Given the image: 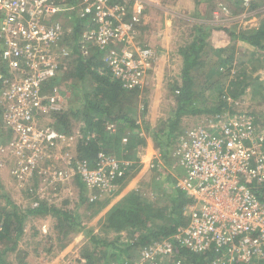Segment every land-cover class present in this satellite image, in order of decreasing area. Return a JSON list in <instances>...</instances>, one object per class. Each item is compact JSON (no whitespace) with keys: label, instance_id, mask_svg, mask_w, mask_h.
<instances>
[{"label":"built area","instance_id":"built-area-1","mask_svg":"<svg viewBox=\"0 0 264 264\" xmlns=\"http://www.w3.org/2000/svg\"><path fill=\"white\" fill-rule=\"evenodd\" d=\"M143 5L142 0H0V151L12 154L21 176L31 177L45 164L60 165L47 171L53 182L78 175L92 190L109 187L122 175L123 161L102 154L90 167L77 158L76 139L54 126L65 101L51 81L60 76L57 49L70 30L67 17L86 23L83 37L102 50V61L124 88H146L155 52L136 40ZM235 112L202 115L178 136L172 155L184 171L176 182L188 199L183 223L168 238L145 245L139 262L131 263L171 258L176 244L194 252L225 247L224 256L207 264H236L264 253V201L245 183H264V152L255 142L262 133L252 116ZM48 195L36 188L31 205L54 203Z\"/></svg>","mask_w":264,"mask_h":264},{"label":"trees","instance_id":"trees-1","mask_svg":"<svg viewBox=\"0 0 264 264\" xmlns=\"http://www.w3.org/2000/svg\"><path fill=\"white\" fill-rule=\"evenodd\" d=\"M256 1L251 0L250 6L253 7ZM233 3L235 5L242 4L243 0H234ZM82 23L83 21L78 20L76 25L80 26ZM213 28L195 25L191 40L179 46L183 65L180 80L175 81L171 87L175 93L177 107L174 116L169 118L167 125L161 129V132L167 133L166 142L163 144L171 143L177 136L172 135L169 139L177 126L179 117L183 114H234L237 111L234 102L247 91H251L253 86H257L253 92L251 91L253 94H263L261 96H264L262 75H256L246 80L256 61L264 60V19L255 27L240 30L232 29L228 25H219ZM212 31L222 36L219 43L215 45L214 49L212 48L219 61L209 66V72L205 76L206 88L204 86L197 90L198 82L194 80L192 70L203 64L204 59L201 56L207 54L204 50L208 44L206 39ZM240 44L243 46L239 47ZM242 48L254 49L253 53H259V57L250 58L247 62L243 60L242 64H239L238 61L236 62L235 52ZM75 55L73 68L67 72V75L80 82H76V85L73 82L70 84L77 90V93L81 92L80 98H78L79 104L74 103L55 114L54 126L58 131L69 134L71 119L79 121L76 154L78 159L87 161L90 167H95L98 164L100 155L109 156L108 153L115 149L116 156L120 158L118 162L122 163V159L127 161V164L122 163L121 165L123 173L120 178L122 182L131 170H134L137 161H139L137 154L145 145L144 134H139L140 128L122 107L125 103H131L132 100L129 101V98L134 96L139 89L124 88L119 80L113 78L97 50L93 53H76ZM237 65L242 67L238 68ZM256 65L258 66V64ZM233 67L236 70H232ZM87 79L91 84L89 87L85 84ZM58 81V79L52 80L51 84ZM245 113L253 115V113ZM252 119L257 126L258 121L256 122L253 116ZM110 125H113L115 129L111 131L108 128ZM127 129L128 131H126ZM156 135L159 136L158 133ZM124 138L126 140L122 142ZM255 142L258 150L264 152V132ZM122 150L132 153L130 156L133 157L121 156ZM171 176L172 174L169 173L170 178L173 177ZM73 179H76L77 185L81 189L76 207L85 205V210L96 207L99 203L98 196L95 195L94 198H91L95 192L88 193L89 189L78 175H75ZM172 179L174 180L176 177L174 176ZM245 183L252 188L260 200L264 201V183L257 181H245ZM173 188L176 189L175 194L171 197V205L166 211L167 216L163 218L166 223L158 226H155L156 218L161 216L158 211L152 210L139 189L130 191L113 204L100 221L101 234H96L91 229L88 231V233L91 231L88 239L93 251L87 253L86 256L83 255L85 259L82 256L80 260L83 261V264H129L133 262V258H126L128 251L135 249L139 256L145 245L173 235L176 228L183 223V207L188 200L180 187L174 185ZM33 189V199H35L36 184ZM87 190L88 192H86ZM52 200L57 199L52 198ZM64 202H67L66 199L58 204L48 200H39L35 207L30 205L23 209L14 205L8 209L0 208V264H10L11 261L7 260L8 254L13 253L16 264H30L25 260L26 251L19 249L18 244L24 232V221L31 214L50 215L56 218L54 227L58 234H61L57 237V243L58 246L63 247L67 235L72 230L75 231L76 228L83 227L84 224L82 212L77 208L71 210L64 205ZM173 250L172 260H180L182 264H207L213 259L224 256L225 247L219 250L207 249L194 252L176 244ZM134 260L136 259L134 258ZM236 264H264V253Z\"/></svg>","mask_w":264,"mask_h":264},{"label":"rangeland","instance_id":"rangeland-1","mask_svg":"<svg viewBox=\"0 0 264 264\" xmlns=\"http://www.w3.org/2000/svg\"><path fill=\"white\" fill-rule=\"evenodd\" d=\"M142 1L144 4L142 13L144 19L140 28L143 29V36L147 42H140L141 45H151L152 48L153 42L162 35L161 30L165 28L166 18L171 19L174 26H172L170 35V48L162 49L163 53L160 59L159 56L157 59L155 53L151 69L146 76L148 86L142 90L139 89L134 96L129 98V101L132 100L131 103H125L122 106L123 110L128 112L131 120L138 125L140 128L139 134H144L145 140V145L141 147L137 154L139 161H137L134 170H131L126 179L121 182L120 177H114L109 187L96 186L93 189L94 191L89 190L88 192L87 190L88 193L95 192L92 195L98 196L99 203L96 207L85 210V205L76 207L81 191L76 179L70 180L69 178L66 182L57 183L53 182L52 175L47 172L49 168L52 170L53 168H62V166L45 164L38 167L31 177H28L30 175L21 176L19 167L13 164L15 158L11 156L12 154L7 150L0 151V208L8 209L14 205L23 209L30 207L34 196L33 187L36 184L38 192H47V195L49 192L50 195L48 196L51 199H57L55 200L56 204L66 199L67 202H64L66 207L71 210L77 208L82 212L83 227L76 228L75 231L72 230L65 238L63 247L58 246L57 243V237L61 234H58L57 229L54 227L55 217L50 215H28L24 221V232L19 239L18 248L26 251L25 260L29 261L30 264H83V261L80 260L82 256H86L87 253L93 251L88 239L89 234L94 230H96V234H101L98 226L108 207L110 208L132 190L139 189L145 200L149 202L152 210L158 211L161 217L156 218L155 226L166 223L163 218L167 216L166 211L171 205V197L175 194L176 189L173 187L176 185V179L184 173L183 168L175 164L172 155L173 149L178 136L202 118V115L198 114L181 115L169 139L172 135L177 136L172 142L170 141L171 143L163 144L166 142L167 133L164 134L165 132H161V129L167 125L169 118L174 116L177 107L175 93L171 87L180 78L183 65L182 55L178 53L179 44L177 45V42L185 44L190 41L195 25L210 28L228 25L232 29L240 30L255 27L264 19V0H257L253 7L250 6V3L246 4L244 2L235 5L234 0H166L164 3H161L162 0ZM164 14H168L169 18L165 17V20H163ZM76 23V20L67 19L66 17L64 25L70 30H66L57 49L58 56L61 57L62 61L57 85L62 89L65 101L64 109L74 103L79 104L78 98H80L81 92L77 93V90L70 84L73 82L76 85V82H80L67 75V72L73 68L75 54H88L96 50L100 55L102 54V50L91 38L85 39L83 37L84 31L87 29L86 23L80 26H77ZM221 37L219 33L212 31L206 39L208 44L204 50L207 54L201 56L204 62L201 66H196L197 68L192 70L194 80L198 82L197 90L204 86L206 88L205 76L209 72V66L219 61L215 57L213 49L219 43ZM166 51L168 53L164 54ZM253 51L254 49L250 48L236 50V62L242 64L243 60L247 62L250 58L259 57V53H253ZM256 64L253 65L252 70H250L251 74L246 80L256 75H262V79L264 78V60L256 61ZM232 70H236L235 67ZM85 84L88 87L91 85L88 79L85 80ZM255 88L257 86H253L251 91L253 92ZM251 91L249 90L239 97L240 99L234 102V106L238 111L253 113L252 116L256 122L258 121L256 132L260 135L264 132V96H261L263 94L255 95ZM70 123L71 129L68 135L77 139L80 123L74 119H71ZM110 152L108 153L109 157L120 160L116 156L115 149ZM120 155L127 157L132 153L122 150ZM123 162L127 164V161ZM151 163H153V167H151ZM169 173L172 174V178L175 176L176 179L170 178ZM90 229L91 231L88 233ZM127 254L128 257L126 258H133V260L135 258V261L139 262L140 256H138L137 250L132 249ZM85 256H83L84 259ZM7 260L11 261L10 264H16L15 254H8ZM154 260L155 258L150 261L144 260L143 264H182L180 260L175 261L166 256L159 260L156 259L157 263Z\"/></svg>","mask_w":264,"mask_h":264},{"label":"crops","instance_id":"crops-1","mask_svg":"<svg viewBox=\"0 0 264 264\" xmlns=\"http://www.w3.org/2000/svg\"><path fill=\"white\" fill-rule=\"evenodd\" d=\"M164 2H166V0H162V2L161 3H164ZM165 16H164V18H162L163 20H165V17H168L169 15L167 14H164ZM174 17V16H173ZM172 17V18H173ZM169 18V17H168ZM143 19H144V16H142L141 17V22H140V24H139V26L137 27V36H136V40H138L139 42H147L146 41V39L144 38V36H143V29H141L140 27H142V22H143ZM149 20H150V18H149ZM172 20L171 19H167L166 18V21H165V28H164V30H161L162 31V35H161V37L160 38H158L157 40H155L154 42H153V44H152V48L155 50V53H156V57H157V59H158V56H159V59H160V57H161V55H162V53H163V51H162V49H168V48H170V46H171V31H172V26H174V25H172ZM179 42V41H178ZM177 42V45H178V49H179V46H181V42H179L178 43ZM151 46V45H150ZM168 53V51H166L164 54H167ZM179 53V52H178ZM157 64H158V61H157ZM157 66V65H156ZM180 80V78H178V81ZM149 146H150V144H149ZM176 162V161H175ZM121 197L123 196V195H120ZM125 196V195H124ZM120 199V198H119ZM108 209H109V207H108ZM107 209V210H108ZM106 210V209H105ZM99 228H100V226H98ZM98 228V229H99ZM94 233H96V230H94L93 231Z\"/></svg>","mask_w":264,"mask_h":264}]
</instances>
